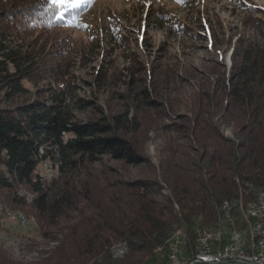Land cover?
<instances>
[{
    "label": "trees",
    "instance_id": "obj_1",
    "mask_svg": "<svg viewBox=\"0 0 264 264\" xmlns=\"http://www.w3.org/2000/svg\"><path fill=\"white\" fill-rule=\"evenodd\" d=\"M55 13L49 0H0V90L6 99L27 90L24 82L39 72L46 55L45 48L36 51L24 43L26 38L13 27L22 33L59 29L65 22L54 21ZM156 15V23L171 24L169 13ZM232 60L231 87L216 94L215 105L222 106L225 99L226 106L210 113L203 91L198 108H189L194 119L188 118L184 129L188 144L173 138L175 147L162 167V182L126 181L123 190L102 199L90 187L92 173L84 170L106 156L142 164L146 158L134 142L122 137L105 117L77 119L76 106L56 90L51 96L54 104L34 100L14 109L0 108V188H28L29 203L26 197L15 200L33 211L36 239L59 243L55 255L44 263L12 260L0 246V264H83L91 259L97 264H164L176 230H185V243L192 247L198 229L219 222L224 201L254 202V192L264 188V45L241 53L235 46ZM150 98L144 95L145 104L157 107ZM91 104L83 99L77 105ZM218 114L233 125V138L224 135L221 121H213ZM56 159L59 176L47 183L39 166ZM115 242L128 246L122 259L110 252Z\"/></svg>",
    "mask_w": 264,
    "mask_h": 264
},
{
    "label": "rangeland",
    "instance_id": "obj_2",
    "mask_svg": "<svg viewBox=\"0 0 264 264\" xmlns=\"http://www.w3.org/2000/svg\"><path fill=\"white\" fill-rule=\"evenodd\" d=\"M49 1L56 11L54 21L65 25L29 33L13 27L26 38L24 43L36 51L45 48L46 55L39 72L24 82V93L6 99L0 90V108L14 109L34 100L54 104L51 96L56 90L76 106L77 119L105 117L122 137L134 142L146 158L142 164L106 156L87 165L84 173H92L90 187L97 199L119 193L126 181L162 182V167L168 165L175 147L173 138L188 144L184 129L187 119H194L189 108H198L203 91L210 113L226 106L225 99L222 106L215 105L216 94L231 87L235 46L241 53L264 45V0H81L67 10ZM157 11L169 13L171 24L156 23ZM65 40L67 45L62 44ZM63 71L65 75H60ZM145 94L158 102L157 107L145 104ZM83 99L92 101L91 106L79 108ZM221 115L213 121H221L224 135L233 138V125ZM59 164L57 159L43 161L42 180L57 178ZM51 165L49 175L45 168ZM164 193L170 195L169 190ZM20 196L28 203L32 198L22 186L13 191L0 188V246L12 260L44 263L55 255L59 243L36 239V218L30 207L15 200ZM83 264L97 263L91 259Z\"/></svg>",
    "mask_w": 264,
    "mask_h": 264
},
{
    "label": "built area",
    "instance_id": "obj_3",
    "mask_svg": "<svg viewBox=\"0 0 264 264\" xmlns=\"http://www.w3.org/2000/svg\"><path fill=\"white\" fill-rule=\"evenodd\" d=\"M45 171L49 174L48 169ZM222 211L216 225L198 229L192 247L180 248V241L188 240L182 228L171 264H201V259H217V264L226 263V259H252L254 264H264V198L260 197L259 204L241 198L223 204Z\"/></svg>",
    "mask_w": 264,
    "mask_h": 264
},
{
    "label": "bare ground",
    "instance_id": "obj_4",
    "mask_svg": "<svg viewBox=\"0 0 264 264\" xmlns=\"http://www.w3.org/2000/svg\"><path fill=\"white\" fill-rule=\"evenodd\" d=\"M55 163V162H54ZM49 166V165H48ZM51 168L53 166L47 167L49 170V175L51 174ZM46 169V168H45ZM256 200L251 204H259L260 197L264 198V188L258 189L256 193ZM237 200H226L223 204L236 203ZM23 218V217H22ZM182 229H178L172 236V240L169 247L168 260L164 264H171V255L173 253V247L176 245L177 238L181 236ZM180 248H185V240L180 241ZM111 253L114 258H122L128 252V246L125 242H117L111 247ZM226 263H239V264H254L252 259H226ZM201 264H217V259H201Z\"/></svg>",
    "mask_w": 264,
    "mask_h": 264
},
{
    "label": "snow or ice",
    "instance_id": "obj_5",
    "mask_svg": "<svg viewBox=\"0 0 264 264\" xmlns=\"http://www.w3.org/2000/svg\"><path fill=\"white\" fill-rule=\"evenodd\" d=\"M81 0H52V3L59 8L67 10V8L77 6Z\"/></svg>",
    "mask_w": 264,
    "mask_h": 264
}]
</instances>
